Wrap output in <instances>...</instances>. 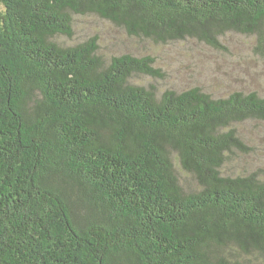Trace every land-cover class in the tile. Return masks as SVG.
<instances>
[{
  "label": "trees",
  "instance_id": "obj_1",
  "mask_svg": "<svg viewBox=\"0 0 264 264\" xmlns=\"http://www.w3.org/2000/svg\"><path fill=\"white\" fill-rule=\"evenodd\" d=\"M90 15L264 57V0H0V264H264L262 175L224 174L264 97L134 85L163 77L152 56L56 42Z\"/></svg>",
  "mask_w": 264,
  "mask_h": 264
},
{
  "label": "rangeland",
  "instance_id": "obj_2",
  "mask_svg": "<svg viewBox=\"0 0 264 264\" xmlns=\"http://www.w3.org/2000/svg\"><path fill=\"white\" fill-rule=\"evenodd\" d=\"M74 19V36H59L58 44L73 47L98 36V55L106 63L127 54L152 56L163 77L135 76L131 82L153 88L158 96L166 91L182 93L197 87L215 99L227 98L237 91L256 92L264 97V57L254 50V38L228 34L222 40L226 49L220 50L193 40L162 45L130 37L124 29L94 15ZM240 131L250 152L232 157L224 174L245 176L259 171L264 180V123H246ZM189 183L192 184L190 180Z\"/></svg>",
  "mask_w": 264,
  "mask_h": 264
}]
</instances>
